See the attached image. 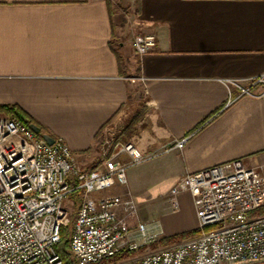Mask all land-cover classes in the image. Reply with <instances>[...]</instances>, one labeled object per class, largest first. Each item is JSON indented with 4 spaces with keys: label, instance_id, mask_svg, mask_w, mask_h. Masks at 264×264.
Instances as JSON below:
<instances>
[{
    "label": "crops",
    "instance_id": "crops-1",
    "mask_svg": "<svg viewBox=\"0 0 264 264\" xmlns=\"http://www.w3.org/2000/svg\"><path fill=\"white\" fill-rule=\"evenodd\" d=\"M140 33L156 36L142 54ZM262 74L264 0H0V104L63 138L85 169H104L105 130L172 184L238 158L263 172L264 94L230 102L225 82Z\"/></svg>",
    "mask_w": 264,
    "mask_h": 264
},
{
    "label": "built area",
    "instance_id": "built-area-1",
    "mask_svg": "<svg viewBox=\"0 0 264 264\" xmlns=\"http://www.w3.org/2000/svg\"><path fill=\"white\" fill-rule=\"evenodd\" d=\"M138 54L156 46V36L136 34ZM229 101L264 94V74L247 82L225 80ZM262 84L259 92L254 86ZM232 87L239 92L234 94ZM109 143H113L108 141ZM108 143V144H109ZM184 139L175 146L182 147ZM127 152L129 161L120 159ZM132 142L104 150V169L83 168L61 138L50 144L16 116L0 115V264H100L121 251L138 252L158 237L145 222L131 223L137 202L130 194L97 196L116 183L127 185L128 167L144 161ZM193 197L197 236L116 264H254L264 262V175L238 158L183 176L171 188ZM78 197L71 230L75 263H64L56 250L69 208ZM175 208V207H174Z\"/></svg>",
    "mask_w": 264,
    "mask_h": 264
},
{
    "label": "rangeland",
    "instance_id": "rangeland-1",
    "mask_svg": "<svg viewBox=\"0 0 264 264\" xmlns=\"http://www.w3.org/2000/svg\"><path fill=\"white\" fill-rule=\"evenodd\" d=\"M127 10L128 9H126L125 11ZM0 115L12 116L11 114H4V113H0ZM98 137H99L98 141L100 142L101 150L103 149L110 151L111 149H113V143L118 140L115 134L113 135V137H111L105 133V130L101 132L100 136ZM106 138H108L109 141L113 143L111 144L109 142H104ZM151 161L152 160L150 161L142 160L138 163L131 164L128 167V171H127L128 173L127 184L128 185L130 184V186L132 185L131 186L133 188L132 194L134 195L132 196L137 202L136 215L134 218L131 219V223L136 224L138 222H145L149 227V231L156 234L158 237L155 239V241L142 247L138 252H134L132 255L115 257L111 260H106L101 264H116L120 261H124L128 259L139 260L147 252L173 246L185 239L197 236L196 233H191L184 237H178L172 239V235H170L171 233L181 231L182 229L189 226L194 220L198 221L193 197L191 196V194H188L186 191L182 190L177 195H175V200L177 201V207L174 206L171 203L170 197H171V188L176 183L172 184L171 182L172 180L169 178L170 176L168 175L167 176L163 174L152 175V174L144 173L143 171L152 163ZM262 174L264 175V171L262 172ZM128 185H121L116 183L115 187L123 186V188H125V186ZM127 194L131 195V193H127ZM65 205L69 208V213L64 226L69 227V234H70L79 205L78 197L75 195H71L68 199L65 200ZM169 237L171 240L166 239ZM163 238H165L166 240H163ZM254 264H264V262H256Z\"/></svg>",
    "mask_w": 264,
    "mask_h": 264
},
{
    "label": "trees",
    "instance_id": "trees-1",
    "mask_svg": "<svg viewBox=\"0 0 264 264\" xmlns=\"http://www.w3.org/2000/svg\"><path fill=\"white\" fill-rule=\"evenodd\" d=\"M0 113L11 114L13 116H16L20 121H22L28 127L32 128L40 136L44 137L45 135H50V136L54 137L47 130V128L41 126L23 108H21L19 106L0 104ZM200 232H201V230L199 228H197V229L185 231V232H182L179 234H174V235H172V239H175L178 237H184V236L189 235L191 233L199 234ZM166 239L171 240L170 237L166 238ZM166 239L163 238V240H166ZM56 250L59 253V255H60V257L64 263H75V260H74V257H73L72 251H71V233L69 234V227L68 226H63L61 228V241L57 245ZM133 253L134 252L121 251V252L117 253L116 255H114L113 257L105 259L104 261L111 260L115 257H123L124 255H132Z\"/></svg>",
    "mask_w": 264,
    "mask_h": 264
},
{
    "label": "water",
    "instance_id": "water-1",
    "mask_svg": "<svg viewBox=\"0 0 264 264\" xmlns=\"http://www.w3.org/2000/svg\"><path fill=\"white\" fill-rule=\"evenodd\" d=\"M44 138L48 141V143L52 144L55 141V138L50 135H45Z\"/></svg>",
    "mask_w": 264,
    "mask_h": 264
}]
</instances>
